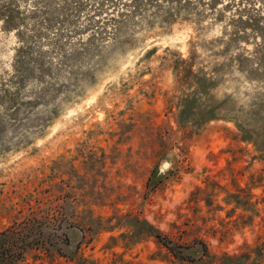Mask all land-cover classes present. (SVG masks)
Listing matches in <instances>:
<instances>
[{
    "label": "rangeland",
    "instance_id": "374dc122",
    "mask_svg": "<svg viewBox=\"0 0 264 264\" xmlns=\"http://www.w3.org/2000/svg\"><path fill=\"white\" fill-rule=\"evenodd\" d=\"M10 230L21 264H264V0H0Z\"/></svg>",
    "mask_w": 264,
    "mask_h": 264
},
{
    "label": "trees",
    "instance_id": "16d2710c",
    "mask_svg": "<svg viewBox=\"0 0 264 264\" xmlns=\"http://www.w3.org/2000/svg\"><path fill=\"white\" fill-rule=\"evenodd\" d=\"M215 116L216 115L212 113V119L216 118ZM243 132L245 133V131ZM38 229L39 228H37L36 230ZM36 230L27 233L17 230L16 231L10 230L1 233L0 234V264H21L25 250L30 248L31 245H34L35 243H39L43 240L41 239L43 238L41 237L42 231L36 232ZM60 232L63 236L62 244L64 245V247L71 246L72 243L76 242L79 237H82L83 240L84 234L82 229L69 222L64 221L61 228L56 229L54 231L55 237L53 238H59ZM148 234L151 237L155 238L164 247H166L172 253V255H174L178 259L185 261H195L197 259H202L206 257L208 254L206 245L201 241L196 242L193 246L176 244L170 241L167 236L163 235L161 232H159L155 227L151 225H148ZM51 242H53V240ZM78 244H80V241ZM225 260H229L230 264L231 263L234 264V261L236 259L227 257ZM78 264H93V263H89L86 259H79Z\"/></svg>",
    "mask_w": 264,
    "mask_h": 264
},
{
    "label": "water",
    "instance_id": "95a60500",
    "mask_svg": "<svg viewBox=\"0 0 264 264\" xmlns=\"http://www.w3.org/2000/svg\"><path fill=\"white\" fill-rule=\"evenodd\" d=\"M170 167V163L169 162H165L163 164V168L160 170V172H163L165 169H168Z\"/></svg>",
    "mask_w": 264,
    "mask_h": 264
}]
</instances>
